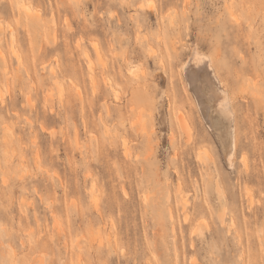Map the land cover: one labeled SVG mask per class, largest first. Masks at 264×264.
Wrapping results in <instances>:
<instances>
[{
	"label": "rangeland",
	"instance_id": "obj_1",
	"mask_svg": "<svg viewBox=\"0 0 264 264\" xmlns=\"http://www.w3.org/2000/svg\"><path fill=\"white\" fill-rule=\"evenodd\" d=\"M0 264H264V0H0Z\"/></svg>",
	"mask_w": 264,
	"mask_h": 264
},
{
	"label": "bare ground",
	"instance_id": "obj_2",
	"mask_svg": "<svg viewBox=\"0 0 264 264\" xmlns=\"http://www.w3.org/2000/svg\"><path fill=\"white\" fill-rule=\"evenodd\" d=\"M21 5L25 9H28L26 2H21ZM203 55L204 54H196L193 60L189 61V59V62H186V65L184 64L185 76L188 79L189 86L193 90L197 104L206 122L210 124V128L212 127L211 129L215 133L218 139L217 141L222 147L225 153L224 155L227 156H225L227 161L231 165L230 157H233L236 150V120L230 110V102L226 99L227 94L220 88V83L222 81H219L220 78L218 79V74L216 75V71H214L216 68L214 67L215 69H213L209 56ZM88 60L90 62V69L92 67V62L89 56ZM91 81L92 83L96 81L93 75H91ZM126 148L127 147H125V153L128 152Z\"/></svg>",
	"mask_w": 264,
	"mask_h": 264
},
{
	"label": "snow or ice",
	"instance_id": "obj_3",
	"mask_svg": "<svg viewBox=\"0 0 264 264\" xmlns=\"http://www.w3.org/2000/svg\"><path fill=\"white\" fill-rule=\"evenodd\" d=\"M151 6V5H150ZM141 7H143V5H141Z\"/></svg>",
	"mask_w": 264,
	"mask_h": 264
}]
</instances>
